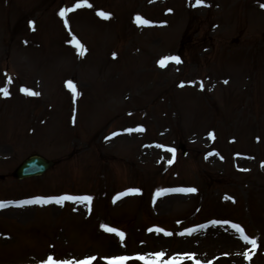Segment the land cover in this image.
I'll list each match as a JSON object with an SVG mask.
<instances>
[{"label":"rangeland","instance_id":"374dc122","mask_svg":"<svg viewBox=\"0 0 264 264\" xmlns=\"http://www.w3.org/2000/svg\"><path fill=\"white\" fill-rule=\"evenodd\" d=\"M87 2L62 18L76 0H0V89L9 92L0 94V199L94 195L92 208H0V264L159 252L193 255L182 264H264V0ZM137 16L150 25L137 26ZM165 57L181 63L161 68ZM167 148L178 149L174 160ZM33 152L56 166L14 180ZM167 185L196 191L157 197ZM132 187L139 194L112 202Z\"/></svg>","mask_w":264,"mask_h":264},{"label":"snow or ice","instance_id":"6c2138e0","mask_svg":"<svg viewBox=\"0 0 264 264\" xmlns=\"http://www.w3.org/2000/svg\"><path fill=\"white\" fill-rule=\"evenodd\" d=\"M196 6H208L204 3V0H196ZM83 7H92L91 4H89L87 2V0H80V2H77L72 8L69 9H62L59 13V15L62 18H65L68 12H73L76 11L79 8H83ZM262 7H264V5H262ZM97 15L101 16L104 19H108L110 18V14L108 13H104V12H98ZM137 23L139 24H143V25H150V21L145 20L139 16H137L136 18ZM65 23L67 24V21L65 20ZM75 39V38H73ZM79 50H80V55H83L84 52L86 51L83 48V45H81L78 41L75 45ZM115 56V54H114ZM169 61H174L175 63L179 64L181 63L179 57H165L163 59H161L158 63L159 66L161 68H164L167 66V62ZM11 82V81H9ZM225 83H227V81H225ZM68 86L70 88V90H72L75 94V85H73L71 82H68ZM181 87H183V84L181 85ZM202 87V86H201ZM22 91L25 92L26 95H30V96H38L40 95V93L38 92H33L30 91L28 89H22ZM0 94H3L5 97H7L9 95L8 89L7 88H3L0 89ZM129 132L131 131H144L143 128H137V129H129ZM115 135V134H113ZM210 138L214 139V134L210 133L209 134ZM157 147H161L160 145H157ZM166 151L168 152H172L173 155L175 154V149L172 148H167ZM211 154V153H210ZM216 155H218V153H216ZM169 163H172V161H169ZM195 192L196 189L194 188H188V189H164L161 191H158L156 193V196L159 197L161 195H165L168 194L169 192ZM136 195L139 194V190L138 189H132L129 190L126 193H122L121 195ZM119 198V197H117ZM92 197L91 196H68V195H64V196H59V197H49V198H43V197H37L31 200H25V201H21L19 202L16 206L17 207H23L26 204H51V203H56V204H63L64 201L70 200V201H81V202H87V203H91L92 201ZM226 199H231L230 197H226ZM8 205L6 203H0V208H5ZM213 223H216L215 221ZM104 228V230L106 232H110V233H114L115 235L119 236L121 240L124 239V233L120 232L118 229L116 228H112L109 226H102ZM231 227L233 229H235L238 233H240V238L246 243V244H250L253 246V248H255L257 246V241L255 239L250 238L249 236H247L244 232V229L238 225V224H232ZM149 231H156V232H163L164 235H168L171 236L172 233L171 232H167L164 229L161 228H156V229H149ZM194 231H196V229H187L185 232H181L180 235H191ZM246 256H248V254H245ZM165 256V253L163 252H159V253H154V254H148L147 256H135V257H129V256H121V257H113V258H106L107 259V264H127V261L129 260H142L144 262V264H182L184 259H194L193 255H189V254H185V256L181 257L179 255L174 256L172 258H170L169 260H164L163 257ZM96 260V257H89L86 258L84 260H58L55 259L52 256H49L47 258L46 261L43 262V264H92V262ZM195 264H199V261H196Z\"/></svg>","mask_w":264,"mask_h":264},{"label":"water","instance_id":"95a60500","mask_svg":"<svg viewBox=\"0 0 264 264\" xmlns=\"http://www.w3.org/2000/svg\"><path fill=\"white\" fill-rule=\"evenodd\" d=\"M51 165L52 162H50L49 160L40 155L34 154L23 165L16 169L14 175L22 177L33 174H40Z\"/></svg>","mask_w":264,"mask_h":264},{"label":"bare ground","instance_id":"6f19581e","mask_svg":"<svg viewBox=\"0 0 264 264\" xmlns=\"http://www.w3.org/2000/svg\"><path fill=\"white\" fill-rule=\"evenodd\" d=\"M54 207V206H52ZM33 207H27V208H7V209H3V212H9V213H13V214H25L29 211V209H32Z\"/></svg>","mask_w":264,"mask_h":264}]
</instances>
